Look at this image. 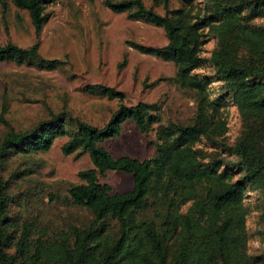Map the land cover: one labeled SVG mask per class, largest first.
<instances>
[{
  "label": "trees",
  "instance_id": "1",
  "mask_svg": "<svg viewBox=\"0 0 264 264\" xmlns=\"http://www.w3.org/2000/svg\"><path fill=\"white\" fill-rule=\"evenodd\" d=\"M8 1L27 13L36 36L48 20L46 7L55 2ZM153 1L162 6V15L142 0L106 1L105 6L164 31L163 47L127 44L175 64L179 86L196 95L192 122L161 125L158 106L140 102L120 104L100 128L61 112L27 131H10L0 144V264H264V254L255 259L248 255L244 205L248 193L261 195L264 227V26L255 24L264 19V0H183L203 5L204 12L195 17L184 8H170L171 0ZM2 8L4 15V4ZM204 30L219 43L208 59L200 55ZM38 50V43L29 48L0 43V62L38 71L63 65L41 57ZM241 51L244 60L238 56ZM207 62L227 87L225 95L214 99L207 90L210 82L194 74ZM83 91L108 100L122 96L102 85H86ZM226 100L236 105L243 126L233 147L224 141L227 123L221 110ZM126 122L142 135L154 133L152 158H114L102 146L118 137ZM62 138H67L63 155L82 151L91 162L92 168L78 173L80 183L68 190L70 204L88 211L91 220L70 226L53 241L33 239L25 222L16 237L17 224L8 215L12 198L1 177L4 161L8 155L46 153ZM203 139L213 151L236 160L225 163L207 153L199 147ZM108 172L130 175L132 190L114 193L101 184L99 177Z\"/></svg>",
  "mask_w": 264,
  "mask_h": 264
},
{
  "label": "rangeland",
  "instance_id": "2",
  "mask_svg": "<svg viewBox=\"0 0 264 264\" xmlns=\"http://www.w3.org/2000/svg\"><path fill=\"white\" fill-rule=\"evenodd\" d=\"M106 1L125 0H55L46 7L48 20L36 36L27 13L8 0H0L2 45L10 43L29 48L38 43L41 57L63 62L53 71L0 62V144L10 131H27L61 112L100 128L120 104L127 107L140 102L156 104L160 109L161 125L192 122L197 107L196 95L179 86L175 64L141 54L127 44L163 47L167 44L164 31L143 21L131 20L125 13H112L105 6ZM142 1L145 7L163 14L162 6L153 0ZM196 2L186 4L183 0H171L170 8H184L195 17L204 12L203 5ZM255 24L264 26V19L255 20ZM203 34L205 43L200 55L208 59L219 43L208 30ZM238 56L244 60L246 53L241 51ZM194 74L210 82L207 90L211 99L227 93L226 85L214 77L215 70L209 62ZM86 85L112 88L122 96L108 100L88 94L83 91ZM221 116L227 123L224 141L228 147H233L243 131L234 102L226 100ZM66 140L57 139L46 153L8 155L4 161L1 177L12 198L8 215L17 224L16 237L25 222L31 226L33 239L40 236L50 241L70 226H85L90 222L88 211L70 204L68 190L80 183L78 173L92 165L82 151L63 155L61 148ZM102 146L114 158L150 159L155 155V135L153 132L142 135L133 123L126 122L120 135ZM199 147L225 163L236 160L229 153L213 151L204 139ZM99 181L114 193L133 188L132 177L127 174L108 172L99 177ZM244 205L248 212L247 252L255 259L264 254L261 195L248 193Z\"/></svg>",
  "mask_w": 264,
  "mask_h": 264
}]
</instances>
